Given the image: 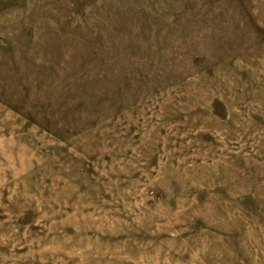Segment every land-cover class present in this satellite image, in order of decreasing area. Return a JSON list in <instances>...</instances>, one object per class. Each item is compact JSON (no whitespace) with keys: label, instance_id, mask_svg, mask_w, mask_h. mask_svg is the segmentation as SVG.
Returning a JSON list of instances; mask_svg holds the SVG:
<instances>
[{"label":"rangeland","instance_id":"374dc122","mask_svg":"<svg viewBox=\"0 0 264 264\" xmlns=\"http://www.w3.org/2000/svg\"><path fill=\"white\" fill-rule=\"evenodd\" d=\"M0 264H264V0H0Z\"/></svg>","mask_w":264,"mask_h":264}]
</instances>
